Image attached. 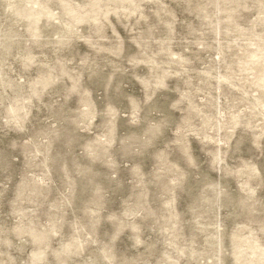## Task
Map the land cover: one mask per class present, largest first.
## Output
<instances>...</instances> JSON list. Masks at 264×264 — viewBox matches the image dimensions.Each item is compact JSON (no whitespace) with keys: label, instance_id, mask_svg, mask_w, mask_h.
<instances>
[{"label":"rangeland","instance_id":"374dc122","mask_svg":"<svg viewBox=\"0 0 264 264\" xmlns=\"http://www.w3.org/2000/svg\"><path fill=\"white\" fill-rule=\"evenodd\" d=\"M0 264H264V0H0Z\"/></svg>","mask_w":264,"mask_h":264}]
</instances>
